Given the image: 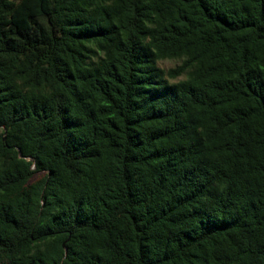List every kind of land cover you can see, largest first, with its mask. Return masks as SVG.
<instances>
[{
  "label": "trees",
  "instance_id": "16d2710c",
  "mask_svg": "<svg viewBox=\"0 0 264 264\" xmlns=\"http://www.w3.org/2000/svg\"><path fill=\"white\" fill-rule=\"evenodd\" d=\"M0 264H264V0H0Z\"/></svg>",
  "mask_w": 264,
  "mask_h": 264
},
{
  "label": "rangeland",
  "instance_id": "374dc122",
  "mask_svg": "<svg viewBox=\"0 0 264 264\" xmlns=\"http://www.w3.org/2000/svg\"><path fill=\"white\" fill-rule=\"evenodd\" d=\"M178 64H179V61L165 60V61L160 62L159 66L163 68L164 70H169V69L175 68Z\"/></svg>",
  "mask_w": 264,
  "mask_h": 264
}]
</instances>
